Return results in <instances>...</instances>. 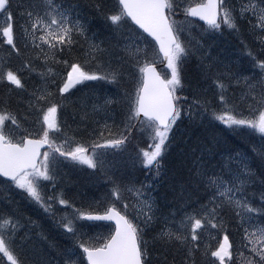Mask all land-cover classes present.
<instances>
[{
  "label": "snow or ice",
  "instance_id": "obj_1",
  "mask_svg": "<svg viewBox=\"0 0 264 264\" xmlns=\"http://www.w3.org/2000/svg\"><path fill=\"white\" fill-rule=\"evenodd\" d=\"M0 21V264H264V0H0Z\"/></svg>",
  "mask_w": 264,
  "mask_h": 264
},
{
  "label": "trees",
  "instance_id": "obj_2",
  "mask_svg": "<svg viewBox=\"0 0 264 264\" xmlns=\"http://www.w3.org/2000/svg\"><path fill=\"white\" fill-rule=\"evenodd\" d=\"M15 4H16V0H14V10H15ZM97 29H99L100 32H104L103 24L100 21H96L93 25V30H97ZM236 54L240 55L241 53L236 52ZM5 60H7L6 54L3 50H0V62H3ZM17 64H18V61L13 59L9 66L15 68ZM195 74H196L195 60H192L186 65L185 83L186 84L189 83V81L192 79V77L195 76ZM102 85H105L107 89L105 90L102 87H100ZM128 86L131 87V85H128ZM76 88L78 90H73V97H72L73 99L80 97L83 94H88V93H93V92L96 95H99L100 97H104L106 95L112 96V95L119 94V91H120L118 87L114 85H110V84H105L104 82H99V83L93 82L91 84H88V87L77 86ZM4 91L5 90L2 87H0V93ZM185 94H190V91L186 89ZM66 115H67L66 112H62L60 115V119L64 120ZM220 127L223 128V125H221ZM225 135L232 136L234 140H237L234 134L230 132H226ZM248 137H251L254 142L259 143V139H258L259 134L252 133L251 130H248L245 133L241 134V137L237 140V143H241L243 140H245ZM243 146H246V145H243ZM127 155L128 153H124L123 155L110 156V160L117 168H119L120 170H123V165L126 162ZM174 160H175V149L173 148L172 150H170V152L167 155H165V158L162 163L165 165L166 169H168V168H171L172 164L174 163ZM128 163L130 167L131 166L130 162ZM88 172L90 171L88 170L80 171V170H71V169L68 170V176L71 179V181H75L77 183L75 185L69 184V191L67 192V194L69 196H74L75 193L79 191L81 196H83L87 202L92 203L93 207H95L96 205L94 202L96 200L103 201L104 194L106 192V186L103 184V182H100V183L86 182ZM136 176L138 179L144 178L143 173L139 171L136 172ZM77 203H80L79 199H77ZM33 219H39V218L36 216H33ZM43 223H44L45 229L48 230L50 239L55 240L60 247H64L68 243V241L62 235L59 234V230L52 228L50 226V222L44 221ZM97 225H99V227L93 228L89 232V235L97 234V233L101 235L106 234L107 232L106 225H100V224H97ZM21 235H23V232H21ZM204 240L207 242H211L208 240L207 236L204 237ZM53 255H55V253H53Z\"/></svg>",
  "mask_w": 264,
  "mask_h": 264
},
{
  "label": "bare ground",
  "instance_id": "obj_3",
  "mask_svg": "<svg viewBox=\"0 0 264 264\" xmlns=\"http://www.w3.org/2000/svg\"><path fill=\"white\" fill-rule=\"evenodd\" d=\"M100 87H102L103 89H107V87L105 86V85H102V86H100ZM70 181H71V179H70ZM66 191L68 192L69 191V186L66 188Z\"/></svg>",
  "mask_w": 264,
  "mask_h": 264
},
{
  "label": "rangeland",
  "instance_id": "obj_4",
  "mask_svg": "<svg viewBox=\"0 0 264 264\" xmlns=\"http://www.w3.org/2000/svg\"><path fill=\"white\" fill-rule=\"evenodd\" d=\"M141 146H143V147H146V146H147V144H146V143H142V144H141Z\"/></svg>",
  "mask_w": 264,
  "mask_h": 264
},
{
  "label": "water",
  "instance_id": "obj_5",
  "mask_svg": "<svg viewBox=\"0 0 264 264\" xmlns=\"http://www.w3.org/2000/svg\"><path fill=\"white\" fill-rule=\"evenodd\" d=\"M200 23H203V22H200ZM100 223H109V222H100Z\"/></svg>",
  "mask_w": 264,
  "mask_h": 264
}]
</instances>
